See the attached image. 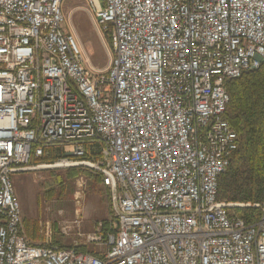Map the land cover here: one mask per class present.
Masks as SVG:
<instances>
[{"label":"built area","instance_id":"2783aa9c","mask_svg":"<svg viewBox=\"0 0 264 264\" xmlns=\"http://www.w3.org/2000/svg\"><path fill=\"white\" fill-rule=\"evenodd\" d=\"M66 1L0 0V264H264V200L251 223L218 200L237 148L226 86L264 61V0H83L111 36L103 71ZM52 151L47 167L89 169L109 193L92 248L24 234L11 175Z\"/></svg>","mask_w":264,"mask_h":264},{"label":"rangeland","instance_id":"374dc122","mask_svg":"<svg viewBox=\"0 0 264 264\" xmlns=\"http://www.w3.org/2000/svg\"><path fill=\"white\" fill-rule=\"evenodd\" d=\"M63 13L65 29L78 40L86 66L95 71L106 70L111 56V36L99 31L83 0H67ZM54 161L33 158L26 166L29 170L11 175L22 207L24 232L30 241L35 238L36 242H58L63 246L82 243V249L92 248L84 246V234L93 231L96 221H107L108 229L112 226L114 212L109 193L83 173H78L72 180L67 179L69 184H65L63 190L53 186L50 177L61 174L65 178L68 169L47 167ZM226 202L234 204L235 208L245 205ZM76 219L80 221L79 225Z\"/></svg>","mask_w":264,"mask_h":264},{"label":"trees","instance_id":"16d2710c","mask_svg":"<svg viewBox=\"0 0 264 264\" xmlns=\"http://www.w3.org/2000/svg\"><path fill=\"white\" fill-rule=\"evenodd\" d=\"M226 90L229 102L224 117L236 132L237 148L219 177L218 200L249 204L233 209L245 223H251L260 216V208L254 204L260 205L264 200V61L257 70L231 79ZM60 157L61 152L52 151L40 159L52 162ZM32 161L33 158L29 162ZM78 173L89 175L96 185L101 184L99 175L86 168H68L65 178L52 175L51 184L63 190ZM103 224L108 230L107 221Z\"/></svg>","mask_w":264,"mask_h":264},{"label":"crops","instance_id":"0c3cea01","mask_svg":"<svg viewBox=\"0 0 264 264\" xmlns=\"http://www.w3.org/2000/svg\"><path fill=\"white\" fill-rule=\"evenodd\" d=\"M101 185V184H100ZM103 187V186H102ZM21 210H22V207H21ZM97 218V217H96ZM97 222V221H96ZM22 228H23V231H24V220H23V215H22ZM25 234V232H24ZM26 235V234H25ZM37 239L33 238L32 241H30L31 243H39V242H36Z\"/></svg>","mask_w":264,"mask_h":264},{"label":"bare ground","instance_id":"6f19581e","mask_svg":"<svg viewBox=\"0 0 264 264\" xmlns=\"http://www.w3.org/2000/svg\"><path fill=\"white\" fill-rule=\"evenodd\" d=\"M42 168H44V166H41ZM66 169V168H65ZM91 171V170H90ZM92 172V171H91ZM262 205V203L260 204ZM260 205H258V207H260ZM240 206H245V205H240ZM240 206H237V207H240Z\"/></svg>","mask_w":264,"mask_h":264}]
</instances>
